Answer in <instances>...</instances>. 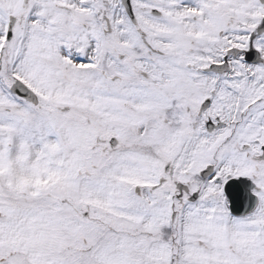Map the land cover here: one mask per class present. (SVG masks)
Segmentation results:
<instances>
[{
	"label": "snow or ice",
	"instance_id": "1",
	"mask_svg": "<svg viewBox=\"0 0 264 264\" xmlns=\"http://www.w3.org/2000/svg\"><path fill=\"white\" fill-rule=\"evenodd\" d=\"M0 264H264V0H0Z\"/></svg>",
	"mask_w": 264,
	"mask_h": 264
}]
</instances>
